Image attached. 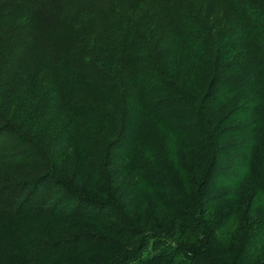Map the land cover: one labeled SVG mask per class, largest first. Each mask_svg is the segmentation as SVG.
<instances>
[{
    "label": "trees",
    "instance_id": "trees-1",
    "mask_svg": "<svg viewBox=\"0 0 264 264\" xmlns=\"http://www.w3.org/2000/svg\"><path fill=\"white\" fill-rule=\"evenodd\" d=\"M173 1L183 5L178 12L197 35L187 33L190 46L178 55L187 63L198 61L205 67L199 73L210 76L208 100L204 92L196 94L198 104L182 88L187 83L177 78L179 72L170 70L176 61L163 38L152 29L139 32L114 10ZM230 1L237 10H250L256 32L249 38L257 55L243 61L235 56L237 71L221 50L220 24L229 16L223 2L0 0L4 54L16 37L40 48L29 59L37 71L25 100L15 92L0 97V151L6 135L15 141L4 150L14 149V155L0 152V236H9L1 242L0 257L11 253L14 240L26 244L15 261L0 264H264V0ZM232 75L248 101L239 110L252 124L237 130L223 125L220 138L233 136L220 146L212 135L228 122L218 117V108ZM219 80L224 90L211 95ZM51 120L60 128L55 138L63 137L56 140L63 142V164L59 148L53 159L46 151L52 140L36 142L51 129ZM112 153L125 163L112 162ZM37 158L40 165L30 171V160ZM26 159L29 164L17 165ZM220 167L234 175L209 184ZM140 194L157 201L158 214H148L152 218L182 224L183 243L170 230L173 223L169 229L151 227L136 216ZM91 219L100 232L83 224ZM110 226L115 235L109 237Z\"/></svg>",
    "mask_w": 264,
    "mask_h": 264
},
{
    "label": "rangeland",
    "instance_id": "rangeland-1",
    "mask_svg": "<svg viewBox=\"0 0 264 264\" xmlns=\"http://www.w3.org/2000/svg\"><path fill=\"white\" fill-rule=\"evenodd\" d=\"M184 1L186 2L187 5H190L193 2V0H184ZM195 2L199 4V0H195ZM222 2L225 5L227 4L229 5L227 8V13L229 16L223 23L220 24L224 26L223 32L221 33L222 41L220 42V44L223 45V47H221V50H225L226 52H228L225 54L226 57H225L224 62H227V61L229 62L227 66H230L231 68L230 70L237 71L239 70L238 68L239 64L234 59L235 56H237L238 61H243L251 56L257 55L256 51L253 48L254 44L253 42H251V39L249 38L251 35L253 36V34L256 32L254 31V29H252V19L250 18L251 12L249 9L243 8L241 10H237L236 3L230 0H214V2L211 4L215 5V3L220 4ZM181 6L183 5L181 4L179 6L177 1H173L172 3L165 5L163 7L157 6L155 4H143L138 10H135V11L128 10V9H120V7H117L114 10H119L120 13L124 14L125 21L127 22L130 21L133 24H135V28H138L140 30L139 32H141L143 29L145 30L152 29L150 33L151 32H153V34L156 33L155 35H157L158 38H161V39L163 38L162 41L163 43H165V47L171 52L172 59H175L176 61L171 64L170 70L173 72L174 71L179 72L177 74L180 76H178L177 78H181L182 81H185L187 83L185 85V84H182V81H181L182 88L192 99L193 104H198L196 101H198L200 97H198L196 94L201 95L204 92V94L206 95V99L208 100L207 93H209V90H207L208 89L207 84L209 82L210 76L204 77L201 74V73L204 74L205 67L200 65L198 61H196L195 63H187V62H184L183 58L180 55H178L179 52H181L183 49L190 46V43L189 44L186 43V40H188V38H186L187 33H190L192 38L194 39L197 37L196 32H193V29H188L187 18L184 19L183 16L178 12V9H180ZM244 6L245 5L243 3L240 4V7H244ZM116 15H117V12L113 16H116ZM146 15L149 20L146 19ZM178 16H181V17H178ZM92 17H94L93 12H92ZM153 19L157 20L156 29L153 28V24H154V21H152ZM218 19H224L223 15L219 13ZM81 22H85V20H82ZM145 23H146V27L144 25ZM22 32L24 33L23 29H22ZM211 34H213L212 31H211ZM16 38L13 44L10 42L11 48L7 54H4V52L7 49L8 45L5 46L4 50L2 49L4 47L2 48L0 47V97H4V95L6 97V95L8 96V93L10 95H13L15 92L17 93L15 97L19 96L21 99L25 100V98L27 97L26 90L30 83V76H33L37 71L36 63L34 64L32 61L29 62V59L30 57H32L31 56L32 54H38L40 52V48L39 46H34L30 42H28L27 39L17 40ZM22 38H24V36ZM18 67H20V69H18ZM180 71H182L183 74H181ZM41 75L42 73L40 70L39 76ZM191 77L198 78L199 82L195 83V82L190 81ZM229 79L232 80V82L230 86L227 87L228 93L227 95L222 94L224 97V102L222 104H219V108H218L219 111L217 110L219 114L218 117L226 116V119L228 120V122L217 126L212 135L215 137L216 141L218 142L217 144L218 145L220 144V146L227 145L228 144L227 141H224V140L231 139L233 136L232 135L230 137L220 138L221 134L223 133L224 126L233 124L235 130H237V129L247 128L250 126V124H252V120L250 116L244 112V109L239 110V106H242V102L246 101L248 103L247 97L244 98V96L240 94L243 92H241V89H240L241 87H240L239 79H237V77L234 75L229 76ZM45 81H48L47 73H46ZM175 81L180 84L178 80L175 79ZM215 82H214V86L210 87L211 95L214 94V92L217 93V91L224 90L222 88L224 84H220V80L217 81L216 83ZM211 101H208V102L206 101L207 107L208 106L212 107L213 104L209 103ZM204 106H205V103H204ZM205 113L208 114L207 112ZM205 113H202V112L199 113V117L203 118L206 115ZM231 113H233L232 114L233 117L229 118L228 116L231 115ZM47 114L48 115L51 114V117H53L56 120L55 114H52L51 112H48ZM45 117L46 116H43V118ZM55 120H51L49 122L51 129L50 127H48L47 132L40 134L36 138V142L39 145L42 142L44 143V141L45 142L48 141V139L52 140V143L50 144L49 148L46 151L49 153L50 157L53 159V155L56 154L55 151L59 148L60 155L58 156V158L63 164L64 161L67 159V156L63 152L64 149H62L63 142H59V141L56 142L57 139L63 140V137L60 135L59 137L55 138V135H57V133L60 132V128L56 127V124H53L55 123L54 122ZM212 120H215V118H213ZM39 122H40L39 124H41L44 121L39 120ZM36 126L37 125L32 126L31 132H33L37 128ZM232 129L233 128H231V130ZM236 135L238 134H235L234 136ZM42 136H44L43 139H42ZM3 140H4V142L2 143L3 148H2V151H0L1 155H4L7 151H9L7 156H10V154L14 155L15 154L14 149L4 151L7 149V146L13 145V144L15 145L14 137H10L6 135V137H4ZM237 140L239 142L240 138H238ZM237 140L235 142H237ZM243 143L244 141L240 142V144H243ZM53 148H54V152L52 151ZM65 149L68 150L66 147ZM29 153H30V156H33L31 151L28 152V154ZM112 156H113L111 160L112 162L125 163L116 153H112ZM26 161L21 162V163L17 162V165L22 167L28 163L29 159H26ZM92 161L94 162L97 160L95 159ZM40 162L41 161H39L38 158L33 161L30 160L29 163H31V165H29V170L30 171L37 170L38 168L37 166L40 165ZM233 175H234V172L232 171L231 168L220 167L212 172V174L208 177V182L209 184L215 185V183H221V182L226 181L229 177H232ZM132 193L133 192L131 191V194ZM136 198L139 199V201L137 202L140 206V209H137L138 210V213L136 215L137 217L139 216L145 223H147L148 225H151V227L164 226L166 229H169L170 224L173 223L175 227H170V230L175 231L176 238L179 239V241L183 243L184 237L182 238V236L180 237L179 235V230L183 226L177 219L171 218L170 221L166 223L163 220V218H162L163 221H160L159 219L155 218V216L152 218L148 214L149 213L158 214V209L156 208L157 201L151 198L149 195L140 194V196ZM84 222L85 223L83 224H86L85 226H89L88 231L93 230L94 228V231L100 232L99 231L100 229L98 226H101V225L98 224L97 222H93L92 219L91 221L88 220ZM105 234L109 237L114 236L115 227L113 226L108 227ZM184 236H186L185 233H184ZM8 237H9L8 235L7 236L1 235L0 245H1V242L3 240H6ZM11 240H14V235L12 234L10 235V241ZM12 246L13 247H12L11 253L7 254L8 256L1 254L0 261L2 262L3 261L6 262L8 260L15 261L16 259L14 258H15V254L17 250L24 251V247L26 246V244L24 243L20 244L19 239H16L12 242ZM1 248L2 247H0V249ZM228 257L229 256L224 255V258H228ZM50 264H53V262L51 261Z\"/></svg>",
    "mask_w": 264,
    "mask_h": 264
}]
</instances>
